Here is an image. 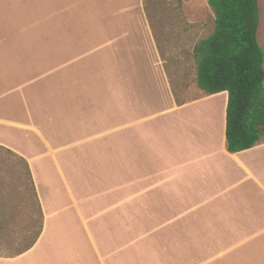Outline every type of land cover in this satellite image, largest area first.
Masks as SVG:
<instances>
[{
    "label": "crops",
    "instance_id": "obj_1",
    "mask_svg": "<svg viewBox=\"0 0 264 264\" xmlns=\"http://www.w3.org/2000/svg\"><path fill=\"white\" fill-rule=\"evenodd\" d=\"M156 8L0 0V148L28 183L0 181V264H264V133L227 152L228 95Z\"/></svg>",
    "mask_w": 264,
    "mask_h": 264
},
{
    "label": "trees",
    "instance_id": "obj_2",
    "mask_svg": "<svg viewBox=\"0 0 264 264\" xmlns=\"http://www.w3.org/2000/svg\"><path fill=\"white\" fill-rule=\"evenodd\" d=\"M213 32L192 49L195 83L206 96L226 92L228 153L256 145L264 133V51L257 41V0H207Z\"/></svg>",
    "mask_w": 264,
    "mask_h": 264
},
{
    "label": "rangeland",
    "instance_id": "obj_3",
    "mask_svg": "<svg viewBox=\"0 0 264 264\" xmlns=\"http://www.w3.org/2000/svg\"><path fill=\"white\" fill-rule=\"evenodd\" d=\"M147 2L158 5L155 11L150 9L151 13H149L152 16L160 15L163 17L167 15L174 18V23L171 25L174 33H189L190 38L187 41L188 47H186L188 56L185 67L188 69L189 75L194 76L195 65L192 59V49L198 41L210 35L214 27V15L207 4V0H147ZM260 4L263 5V1ZM257 36L258 43L264 46V16L262 10ZM191 76L189 77L193 83V77ZM172 81L176 92L178 89L185 90V87L180 85L181 82L177 78L172 79ZM8 176L12 182L18 183L21 186H28L22 163L9 152L0 148V181Z\"/></svg>",
    "mask_w": 264,
    "mask_h": 264
}]
</instances>
